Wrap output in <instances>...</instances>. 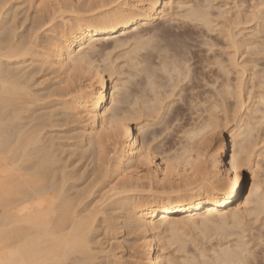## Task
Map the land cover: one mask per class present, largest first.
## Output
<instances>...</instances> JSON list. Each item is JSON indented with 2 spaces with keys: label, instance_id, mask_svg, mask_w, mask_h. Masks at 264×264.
Wrapping results in <instances>:
<instances>
[{
  "label": "bare ground",
  "instance_id": "1",
  "mask_svg": "<svg viewBox=\"0 0 264 264\" xmlns=\"http://www.w3.org/2000/svg\"><path fill=\"white\" fill-rule=\"evenodd\" d=\"M190 1L0 0V264H118L117 253L109 260L114 244L108 250L100 236L112 240L120 233L136 235L139 248L146 250V264H164L161 233L171 232L175 238L178 226H206L213 219H231L237 227L243 218L264 212V196L255 191L257 184L235 206L246 190L248 172L255 181L258 154L247 139L252 130L249 110L230 114L227 104L233 97L244 107L245 76L240 74L250 72L255 85L262 76L255 68L260 65L258 57L264 56V34L256 37L261 30L253 29L251 35L258 33L246 37L250 30L243 32L245 28L239 26L260 25L262 20L260 27H264V0H254L259 8L263 6L259 14L255 8L244 12L243 5V12L225 8L227 16L231 11L236 15L226 17L227 24L222 19L226 16L224 9L221 12L223 4L220 16H214L210 0ZM250 5L246 7L252 9ZM211 14L225 23L226 35L221 30L217 36L218 40L225 36L230 51L224 42L223 46L212 41V35L207 45L198 44L207 49L221 45L222 54L225 50L226 58L230 57L227 66L211 61V56L207 60L210 54L214 57L213 48L204 56L194 50L188 56L183 49L189 46L187 27L206 30L213 25L212 31H206H216ZM178 17L185 29L178 31L175 25L172 38L163 36L164 43L152 41V45L155 31L169 30L156 22L178 21ZM239 31L245 38L239 37ZM114 51H118L115 58ZM196 57V65L200 62L201 67L205 60L206 64L201 68L189 64L190 68L188 63ZM120 58L124 59L121 65L115 62ZM211 64L213 73L220 69L223 77L228 76L220 83L211 82L219 83L218 90L199 91L207 95V107L196 96L195 83H200ZM230 68L235 70L231 75L236 83ZM122 74L135 79L134 83ZM198 75L202 77L197 80ZM206 77L201 81H208ZM187 79L197 89L188 85L195 95H190L186 107L194 106L192 99L195 104L200 100L197 105L205 104L209 120L182 129L185 144L182 141L180 149L171 148L168 154L169 148L159 143L165 152L156 144L160 131L150 128L156 120L162 122L169 107L172 111V102L164 103L170 94L165 90L168 94L164 95L167 80L173 96ZM210 92L220 98L208 97ZM259 100L264 107V95ZM174 109L179 118L182 106L174 105ZM182 190L190 193L180 194ZM167 193L174 195H163ZM242 242L233 249H220V264L250 263V256L253 262L257 251L252 249L251 255V247Z\"/></svg>",
  "mask_w": 264,
  "mask_h": 264
},
{
  "label": "rangeland",
  "instance_id": "2",
  "mask_svg": "<svg viewBox=\"0 0 264 264\" xmlns=\"http://www.w3.org/2000/svg\"><path fill=\"white\" fill-rule=\"evenodd\" d=\"M188 1H190V0H188ZM193 1V2H192ZM192 1H190L191 3H195V0H192ZM197 1H199V0H196V2ZM203 1V0H202ZM202 1H200V2H202ZM240 1H242L243 3H244V1L245 0H240ZM247 1H250V2H247ZM256 2H257V0H255ZM259 1V0H258ZM263 1V0H262ZM262 1H259V2H262ZM236 2V3H235ZM242 2H239V0H210V3H212V5L214 4V6H217L218 7V10H216L217 9V7H214V9H212L213 8V6L211 5V13L214 15V16H216V15H218V16H220L219 14L221 13V12H223V9H224V12L226 13V16H223L222 17V19L225 21V23H226V17H228L229 16V18L230 19H233L234 17H232V16H235L236 17V15H235V12H233L232 13V11H234V10H236V12H237V10L238 11H242L243 12V10H244V12H246V13H248V12H250V11H253L254 10V8H255V11L257 12V14H259V11H261V8L263 7H260L259 8V2L258 3H256L257 4V6H256V4H255V2H254V0H253V2H254V5L256 6H253V4H252V0H246V3H242ZM239 3V4H238ZM249 3H251V5L249 4ZM217 4V5H216ZM222 4H223V7H222V11L220 12V6H222ZM226 4V5H225ZM239 6H238V5ZM220 5V6H219ZM225 5V6H224ZM240 5H243L242 7L244 8H242V9H240ZM248 5H250V7L251 6H253V7H251L252 9H249V7H246V6H248ZM262 5H264V1H263V3H262ZM236 6H238V8H236ZM246 8H245V7ZM232 7V11H231V13L230 14H228V16H227V12H229L230 11V8ZM210 8V7H209ZM225 8H227V12H226V10H225ZM235 8V9H234ZM247 11H246V10ZM248 9H249V11H248ZM262 9H264V7L262 8ZM210 10V9H209ZM19 12H21V10L19 9L18 10ZM216 12H218V13H216ZM220 12V13H219ZM264 12V10L262 11V13ZM215 13V14H214ZM212 14L210 15V17L212 16ZM249 14V13H248ZM260 14H261V12H260ZM221 15H223V14H221ZM262 15V14H261ZM19 16H21V18H22V15L20 14ZM18 16V17H19ZM218 16H217V19H216V17H215V19H216V21H215V19L214 18H212L211 17V19L214 21V22H216L217 23V26H216V24L214 25L215 26V28H216V31H213V32H211L212 31V27H213V25H211L209 28L211 29V31L209 30V33L211 32V34H209V33H207L208 31H206V30H208V29H206L205 30V28H207V27H193V26H189V27H187V29H188V33H189V37L187 38L188 39V45L189 46H184L183 47V49L187 52V55L189 54H191L190 53V51L192 52V50H194L195 51V53L196 54H198V55H200V56H202V54L201 53H203V52H205V54H206V52L207 51H211L210 50V48H213V47H210L209 48V45H208V49H207V46H205V45H207L209 42H210V39L211 38H213V39H211L212 41L214 40V39H216L217 40V43L218 44H221L222 42H224L225 41V39H223L225 36H223L222 37V40L220 39V40H218V38L221 36V35H226L225 33L227 32H225L223 29H222V27H225V23L222 21L221 22V17H219L220 18V21H219V19H218ZM262 17H263V15H262ZM178 21H175V20H173V21H169V22H162V21H158V22H156V23H162L161 24V27H163L164 25H167V27H168V32L167 31H161V30H157V32L155 31V36L154 37H152L151 38V41H150V43L152 44V41H153V43H155L156 45L157 44H162V43H164V41H162V38H163V36H167V37H169V38H172V36H173V34L177 31H175V29L178 27V31H182V30H184L185 28L183 27V21H182V19H180L179 17L178 18H176ZM218 20V21H217ZM175 21V22H174ZM179 21H181V22H179ZM261 21V22H260ZM259 22L261 23L260 25L259 24H255V22L253 23L252 22V24H246L247 26H245V25H242V26H239V27H241V29H243L244 30V28H245V30L247 29V31H243V32H248L249 30V35L247 34L246 35V37H250V33L252 32L251 30H253L254 29V31H256L257 29L258 30H261V36H259L260 35V31H259V33L258 32H254V33H258L259 35L258 36H256V34H255V36L256 37H263L262 35L264 34V30L263 29H261V28H264L263 26L262 27H260L261 25H263L262 24V20H260ZM213 22V23H214ZM220 22V23H219ZM212 24V23H211ZM219 24L221 25H224V26H220L219 27ZM227 24V23H226ZM175 25L177 26L176 28H174L175 27ZM179 25V26H178ZM245 26V27H244ZM250 26V27H249ZM252 26V27H251ZM257 26H259V27H257ZM179 27H181V28H179ZM183 27V28H182ZM234 27V26H233ZM254 27V28H253ZM199 28V29H198ZM214 28V29H215ZM252 28V29H251ZM180 29V30H179ZM197 29V30H196ZM201 29L203 30V31H201ZM219 29V30H218ZM238 29V28H237ZM235 30V31H237L238 32V30ZM240 29V28H239ZM249 29V30H248ZM221 30L223 31L222 33H221ZM225 30H227V28H225ZM257 30V31H258ZM219 31V32H218ZM233 31H234V29H233ZM240 31H242V30H240ZM240 31H239V33H238V35H239V37L240 38H242L241 36H243V38H245L244 36H245V33H240ZM163 32V33H162ZM165 32V33H164ZM225 32V33H224ZM263 32V33H262ZM169 33V34H168ZM199 33V34H198ZM220 33H221V35H220ZM236 33V32H235ZM254 33H252V35L251 36H254ZM194 34H195V36H194ZM201 34V35H200ZM205 34H207V35H205ZM241 34V35H240ZM244 34V35H243ZM159 35V36H158ZM196 35H198V36H196ZM209 35H212V36H209ZM217 35H219V37L217 36ZM200 36V37H199ZM210 37L209 39L208 38H206V39H204L205 37ZM201 37H203V38H201ZM153 38H155V40L153 39ZM153 39V40H152ZM191 39H193V40H191ZM263 39V38H262ZM190 40V41H189ZM207 40V41H206ZM216 40H215V42H216ZM155 41V42H154ZM160 41V42H162V43H158V42ZM195 41V42H194ZM205 41V42H204ZM200 42V44L202 43V44H205L204 46H202V45H200V44H198ZM208 42V43H207ZM214 42V46L215 45H217L216 43ZM193 45H192V44ZM212 43V42H211ZM154 44V45H155ZM191 44V45H190ZM213 44V43H212ZM224 44H225V42H224ZM153 45V44H152ZM200 45V46H199ZM221 45H223V43L221 44ZM221 45H217V48H216V46L213 48L214 50H212L211 51V53H213V55H214V57L217 59V60H214L215 58L212 56V54H210L209 55V53H207L206 55H209V57L208 56H206L207 57V60L210 62V56H211V61H212V58H213V62H224L223 64H225L226 65V61L228 60H230V57H229V59H227L226 58V55H227V52H229L230 51V49L227 47V49H229L227 52L225 51V50H227L226 49V44H225V50H224V52L226 53H224V54H222L223 53V49H222V46ZM212 46V45H211ZM220 46V47H219ZM193 47V48H192ZM218 47L219 48H221V49H218ZM205 48H206V50H205ZM217 49V50H216ZM200 50H201V52H200ZM204 50V51H203ZM216 50V51H215ZM217 51H220L221 52V54H220V52L218 53ZM214 52H216V53H214ZM115 53H118V51H114L113 52V54H112V56H114V58H115V56L116 55H118V54H115ZM115 54V55H114ZM188 55V56H189ZM220 55V56H219ZM224 55V56H223ZM203 56H204V53H203ZM223 58H222V57ZM206 57H205V59H206ZM221 57V58H220ZM245 58H246V55L244 56ZM243 57V58H244ZM261 57H263V58H261ZM198 57H196L195 59H192L193 61L191 62V63H188V65L190 64L191 66H193V64H194V66H193V68L194 67H196L197 65H198V67H200V62H198L197 63V65H196V60H198L197 59ZM226 58V60H223V59H225ZM261 58V59H260ZM122 58H120V59H115V62H117L118 61V63L120 64H122V62H123V60H121ZM203 59H204V57H203ZM204 59V60H205ZM242 59V58H241ZM258 59L260 60L259 62H260V65H259V62H258V64L257 65H259V66H256V68L255 69H257L259 72H261V74L260 75H262V76H260V79H259V77H258V75L256 76V77H258V79L261 81H259L258 80V82L259 83H257V85H255V83L257 82V80H255V82H254V84H253V81H252V78L250 77V72H247V73H243V74H240V75H243L242 77H244V78H242V80L245 82V86H244V89L245 90H243L244 91V98L246 97V102H245V104H244V107H243V109L240 107V105H237V102L235 101L236 99H234L233 97H232V99H234V101L232 100V99H228L229 100V103H227L229 106H228V110H230V114H236V115H238L239 113L241 114V113H243V112H247L248 110H249V123H250V127H251V131H250V134L247 136V139H248V142H250V144H252L253 145V148H255L256 150L255 151H257V154H258V156L256 157V165H255V181H253V175L250 173V172H248V181H247V186H246V190H245V192H244V195H243V197H242V199L240 200V201H238L237 203H236V205L235 206H239V204H240V202L241 201H245L246 200V198H248L249 197V195H251V189H252V187H253V184H257V186H258V189H256L255 191L257 192V193H259V194H261L262 196H264V111H262V110H264V107H263V104H261V103H259L260 102V100H259V98H260V95L262 96V95H264V56L263 55H260L259 57H258ZM195 60V61H194ZM243 60V59H242ZM206 61V60H205ZM204 61V62H205ZM239 61H240V58H239ZM203 62V63H204ZM207 62V61H206ZM206 62H205V64H206ZM231 62V61H230ZM203 63H201V67H202V65H203ZM229 62H227V65H229L228 64ZM120 64V65H121ZM116 65V64H115ZM189 65V66H190ZM226 65V66H227ZM191 66H190V68H191ZM200 67V68H201ZM217 67H218V65H216L215 64V69L217 70ZM229 67H231V63H230V66ZM258 67V68H257ZM192 68V69H193ZM209 68V69H208ZM208 68H206V69H204V71H203V78H201L202 77V75H198L197 76V80L199 79V78H201V80L203 79V81H204V79L205 78H207L206 76H209V80L208 81H206L205 80V82H203V81H201L200 79L198 80V81H200V83H195L196 84V87L198 88H196V87H194V85H191L192 84V80H191V83H190V79L187 81V80H185L184 82L185 83H182V84H180V87H179V89H178V91L176 90V92H175V94L176 95H171V92H170V90L167 88V86H169L170 88H172V83H171V85H170V83L169 82H171L170 80H167V83H166V80H164L165 82H163V84L164 83H166V85L164 86V88H163V86H162V88H163V90H164V95L165 94H168V93H165V90H167V91H169V93L170 94H168V96H166L165 95V97H167V99H165L164 100V103H167V101L168 102H172V103H170V106H173V107H171L172 108V111H171V109H169L168 108V113H167V111H166V113L165 114H167V115H165L164 117L165 118H162L163 120H162V122H159L158 123V121L156 120V122L153 124V126H151V128L150 129H154V130H158L157 132H159L160 134H158V138L156 139V144H158L159 146H160V144L162 145H164V147L167 149V148H169V149H167V150H169V151H167L168 152V154H169V152L172 154V149H174V152H175V150H178V147H179V149H180V144L182 143V141H183V144H182V146L185 144L184 142H185V140H186V138H185V140L183 139L182 140V138L180 137V136H182V134H183V131H182V129L183 130H185L186 128L188 129L189 128V126H191L193 123H196V125L199 123V122H204L203 120L206 118V120L205 121H207V120H209V119H207L208 118V113H210V112H208V111H206L205 112V107L207 106H209V102L207 101H204V100H206L207 99V95L205 94V98L202 96V93H200V92H203L204 93V91L206 90L207 92H208V90L209 91H213V90H218L219 89V83H220V81L222 80V77H223V72H222V70H217V72H215V73H219V71H221L219 74L221 75H219V74H217V76L219 77V78H216L217 76L215 75V73H213V71H214V65H210V67H208ZM210 68H211V70H210ZM232 68V67H231ZM230 68V69H231ZM198 70H201V69H198ZM206 70H207V72H209L208 70H210L211 72L208 74V73H206ZM232 70V73L230 72V76H231V80L232 81H235L234 83H236L237 81H236V78H235V76L234 75H231V74H234V69H231ZM234 70V71H233ZM257 70H255V71H257ZM257 71V72H258ZM192 73V72H191ZM190 73V74H191ZM236 73V72H235ZM125 74V73H124ZM124 74H122L123 75V77L124 78H127L128 80H131L130 82L131 83H134V81H135V79L133 80V78H129L128 77V75H124ZM207 74V75H206ZM214 74V75H213ZM213 75V77H215V78H213V77H211ZM225 75V74H224ZM236 75V74H235ZM248 75V76H247ZM204 76H205V78H204ZM227 76H228V74L226 75V77L225 78H227ZM191 77H193L192 76V74H191ZM210 77H211V79H210ZM224 77H223V79H224ZM238 77V76H237ZM241 77V76H240ZM248 77H249V79L251 80V81H249V79H248ZM192 79V78H191ZM217 81V82H219V83H217L218 85L216 86V85H213L212 83L215 81V80ZM234 79V80H233ZM246 79H248V82H247V80ZM255 79V78H254ZM133 80V81H132ZM196 80V79H195ZM220 80V81H219ZM189 82V83H188ZM196 82V81H195ZM212 82V83H211ZM250 82H252V83H250ZM87 82H85V84H86ZM187 83V84H186ZM203 83H205V85L203 84ZM232 84H233V82H231ZM200 84V86H198ZM201 84H203V85H201ZM214 84H216V82L214 83ZM253 84V85H252ZM87 85L89 86L90 85V83H87ZM127 85L128 86H126L125 88H127L128 89V91H129V87H131L130 85H129V83H127ZM188 85L190 86V87H188ZM246 85H247V87H246ZM255 85V86H254ZM181 86H183V88H184V86L186 87L185 88V90L183 91V88L180 90V88H181ZM252 86L254 87V88H252ZM165 87H166V89H165ZM190 89L191 87H193V89L195 90V89H197V90H195V94H196V96L197 97H199L198 99H200L201 100V102H202V99H203V101L205 102V104H206V106H205V104L203 105V107H204V109H203V107H202V104H201V106H198L197 105V103L200 105V100H197L196 101V104L195 103H193V101H194V99H192V104H194V106H196V107H186L187 106V103H188V100H189V98H190V95H191V98H194L193 96H192V94L193 95H195L194 94V91L193 92H191L188 88ZM200 87V88H199ZM217 87H218V89H217ZM246 87V88H245ZM124 88V89H125ZM215 88V89H214ZM88 89H90V88H88ZM126 89V90H127ZM174 90H175V88H173ZM221 89V88H220ZM125 90V91H126ZM173 90V91H174ZM187 90H189V91H187ZM160 91L162 92V90L160 89ZM200 91V92H199ZM206 91H205V93H206ZM181 92V93H180ZM214 92V91H213ZM255 92V93H254ZM180 93V94H179ZM216 93H218V91H216ZM215 93V94H216ZM250 93H251V95H250ZM178 94V95H177ZM208 94V93H207ZM211 94H212V96L213 95H215V94H213V93H209V95H208V97H211ZM171 95V96H170ZM200 95V96H199ZM217 96H215V97H217V98H220V96L218 95V94H216ZM195 96V97H196ZM219 96V97H218ZM253 96H255L254 98H253ZM169 97V98H168ZM249 97V98H248ZM188 98V99H187ZM191 98H190V100H189V102L191 101ZM214 98V97H213ZM231 98V97H230ZM187 99V100H186ZM183 100L185 101V102H183ZM196 100V99H195ZM231 102V103H230ZM174 103V104H173ZM186 103V104H185ZM172 104V105H171ZM190 103H188V105H189ZM174 105L177 107V106H182V113H183V115H184V118H183V116H182V113H181V115H179L180 117L179 118H177L178 117V115H176L175 114V109H174ZM183 105H185V106H183ZM200 107H202V108H200ZM184 108H185V110H187V111H184ZM196 108V109H195ZM202 110V112L203 113H201V111H200V109ZM235 108H238L237 110L238 111H236V112H234V109ZM247 108V109H246ZM258 108H260V109H258ZM189 109V110H188ZM246 109V110H245ZM167 110V109H166ZM190 110L192 111V112H190ZM194 111H195V113H194ZM198 111V112H197ZM214 111H216V112H218V110H214ZM185 112H188V113H185ZM197 112V113H196ZM191 113H192V115H191ZM187 114V115H186ZM219 114V113H218ZM166 116H167V118H166ZM222 116H223V114H219L218 115V117H220L221 119H222ZM252 117V118H251ZM181 118V120H179ZM219 120V119H218ZM160 121H161V119H160ZM222 121V120H221ZM220 122V121H219ZM225 121L223 120L222 121V126L225 124L224 123ZM158 123V124H157ZM194 125V124H193ZM195 125V126H196ZM225 126V128H226V125H224ZM229 126V125H228ZM227 126V127H228ZM182 127V128H181ZM179 130H180V132H179ZM181 132H182V134H181ZM185 133V132H184ZM182 137H184V135L182 136ZM181 138V139H180ZM228 138H229V140L231 141L232 140V137L231 136H229V132H228ZM157 141H158V143H157ZM160 143V144H159ZM187 144V143H186ZM160 148H162L161 150L162 151H165L166 152V150H164L165 148H163L162 146H160ZM172 148V149H171ZM182 148V147H181ZM172 150V151H171ZM260 151V152H259ZM173 152V153H174ZM259 153H261V155L259 156ZM84 163V161H81L80 162V165H82ZM85 168H83L82 169V171L84 170ZM188 193H190V191L189 190H182V191H180V194H188ZM158 194H162V193H157V195ZM163 195H165V196H168V195H170V196H172V195H174L173 193H167V194H163ZM263 200H264V198H263ZM254 203H256V202H254ZM254 203H250V206H252V207H256L257 205L256 204H254ZM264 204V203H263ZM249 206V207H250ZM212 221L214 222V223H212ZM210 223H208V224H206V226H204V225H202V224H185V225H181V226H178L177 227V230H176V232H175V238H174V236H172L171 235V232H168V231H166V232H163V234L161 233V235H162V240H161V244L163 245V255H164V257H165V259H166V262H164V264H168V261H169V264H170V262H171V264H220L221 262H220V259L219 258H217V257H219L218 256V253L220 254V249H223V248H232L233 249V247H235V245H236V243L239 241H243V242H245L246 244L248 243V245H247V247H251V249H250V251L253 249L254 250V252L256 253V251H257V254H255V255H257V258L255 259V258H253V262H252V260H251V256L249 257L250 258V263H249V261H246L244 264H264V255H263V247H264V239H263V235H264V212L263 213H260V215H258V216H256V214H252V215H249V216H247V217H245V218H243V221L242 222H240L241 224H239V226H234L233 225V221L231 220V219H228L226 222H223L222 220H220V219H213ZM176 233H177V235H176ZM160 235V236H161ZM104 236H100V238L101 239H103V242H104V245H105V248L107 247V249L108 250H110V248H109V246H111L112 247V245H110V244H114V251H113V249H112V251H110V253H109V255H111V257H109V260L110 259H112V257H113V254L114 253H117L118 254V264H146V261H145V257H146V250L144 249L143 250V248H139V242L140 241H138V240H136V235L135 234H124V233H120L119 235H117V238H115V239H112L111 240V238L109 239V238H103ZM108 240H110V241H108ZM112 242V243H111ZM242 242V243H243ZM261 242V243H260ZM263 242V243H262ZM257 243V244H256ZM119 244V245H118ZM254 244L256 245L255 247H257V250H256V248H254ZM260 244H262V247H261V245L259 246ZM109 245V246H108ZM261 247V248H260ZM261 251V252H260ZM252 252L253 251H251V255H252ZM263 252V253H262ZM105 256H106V254H103V257H104V259L106 260V258H105ZM262 256V257H261ZM256 257V256H255ZM261 257V258H260ZM214 259L216 260V262L214 261ZM103 260V259H102ZM104 260V261H105ZM255 261V262H254ZM237 263V262H236ZM235 263V264H236ZM242 262H241V264H243ZM226 264V263H225ZM237 264H240V262L239 263H237Z\"/></svg>",
  "mask_w": 264,
  "mask_h": 264
}]
</instances>
